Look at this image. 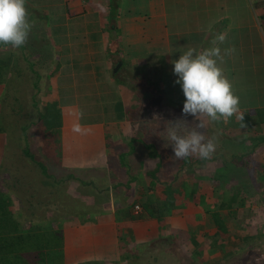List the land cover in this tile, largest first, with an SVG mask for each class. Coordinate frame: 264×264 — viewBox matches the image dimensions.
Instances as JSON below:
<instances>
[{
	"label": "crops",
	"instance_id": "1",
	"mask_svg": "<svg viewBox=\"0 0 264 264\" xmlns=\"http://www.w3.org/2000/svg\"><path fill=\"white\" fill-rule=\"evenodd\" d=\"M26 6L49 42L32 62L40 78L50 83L46 104H55L61 113L62 166L75 178H80L75 171L101 170L77 187L81 198L73 202L72 212L84 205L87 221L66 220L65 264H122L123 259L125 264L129 256L124 250L170 238L175 231L190 232L193 227L198 231L206 217L194 211L195 204L173 209L158 220L137 204L139 196L144 201L148 195L144 187H136L138 180L130 189L122 187L128 169L147 165L153 170L159 163L165 168L166 161L152 158V151L141 147L145 129L133 127L146 117L142 107L151 113L159 110L163 117L183 115L185 96L175 83L172 61L188 47L202 51L223 33L225 41L218 44L222 68L232 57L244 69L251 59L254 63V55L256 68L264 69V0H26ZM223 70L229 80L235 74L228 64ZM245 87V92L250 91ZM254 90L262 95L264 82ZM97 106L108 109L93 116ZM250 107L239 106L233 117L250 116L254 112ZM242 118L252 123V117ZM155 128L151 123L149 133ZM235 130H240L238 123ZM252 141L247 138L245 144ZM111 170L116 182L111 181ZM105 178L114 188L102 187ZM136 204L141 207L138 213ZM192 233V243L201 241V245L205 236L215 234L212 229Z\"/></svg>",
	"mask_w": 264,
	"mask_h": 264
},
{
	"label": "rangeland",
	"instance_id": "2",
	"mask_svg": "<svg viewBox=\"0 0 264 264\" xmlns=\"http://www.w3.org/2000/svg\"><path fill=\"white\" fill-rule=\"evenodd\" d=\"M29 16L34 24L24 45L25 49H15L10 45L0 46V69L5 67L3 82L0 83V128L3 129L0 132V190L7 189L11 194L14 199L11 209L26 227L30 225V215L34 223L43 222V217L47 216V219L57 220V226L63 230L66 220L76 213L71 212V207L75 206L73 202L81 198L80 193H76L77 187L81 182H88L99 176L100 174L95 172L100 173L101 170L75 171L83 179L75 178L72 170L62 166L61 144L57 137L51 134L49 136L42 125L40 115L45 112L52 91L48 89L50 83L42 78L35 86L38 78L29 69V62L37 60V56L46 51L49 42L45 31L36 25L38 20H34L35 17L30 13ZM226 23L221 24L226 26ZM253 57L254 63H251V59L244 69L240 68L237 59L232 57L223 68L228 64L229 68L234 69L235 74L230 81H233L234 91L240 97V106L251 105L250 110L254 112L244 118L232 116L216 122L207 120L205 135L207 138L216 137L217 148L211 157L202 162L198 156L188 157V164L186 158H175L164 131V128L170 127L169 122L177 118L186 120L189 125L193 124V116L183 114L180 117H163L159 110L153 112L155 116L151 110L142 107V113L145 112L146 117H140L139 122H143H137L133 129H139L141 125V128L145 129L141 147L147 150L144 144H153L159 158L166 162H163L165 168H161L157 173L158 184L153 183L148 175L151 168L146 167L147 165L138 169L133 167L132 171L128 169L129 173L138 174L139 186L136 187H144L148 194L144 199L150 203L152 200L153 206L168 199V188L172 193L176 192L178 187L182 188L184 193L176 197L175 204L180 208L195 204L197 209L194 211L202 212L201 215L206 217L198 231L207 232L212 229L215 234L205 236L206 240L202 245L201 241L193 244L190 240L194 234L192 232H198L195 227L190 228L187 240L183 236L174 239L161 237L151 245L134 247L129 252L124 250V254L129 256L125 264H264V141H259L260 137H264V93L258 95L261 94L260 91L258 93L254 90V87L264 82V69L260 66L256 68L258 58L254 55ZM141 67L145 70L146 65ZM142 73L143 71L140 74ZM139 84L144 87L143 83ZM245 85L249 86L250 91L245 92ZM243 100L246 102L244 105ZM35 101L37 107L34 106ZM93 108V116H99L105 108L108 109L105 106ZM86 109L85 107L82 110L86 112ZM250 117L252 123L241 120ZM236 122L240 130H235ZM151 123L156 127L154 133H149ZM57 132L56 130L54 135ZM155 133H163L164 136H149ZM149 137H154L156 141ZM246 137L253 138L252 143L245 144ZM27 147L36 159L46 165L54 179L44 177L40 167L24 155L23 151ZM1 165H7L9 171H3ZM111 174L116 179L111 181L116 182L117 175L113 170ZM127 178L128 180L124 177L126 183L122 184V187L126 188L132 176L129 174ZM111 184L110 179L105 178L102 187L114 188L115 184ZM169 184H172V187H169ZM192 194L195 198L190 201ZM142 202L139 196L137 203L141 205ZM200 203L201 206H198ZM221 203L230 205L220 210L227 233L217 236V227L213 224L210 212L205 209L218 210ZM198 252L202 254L198 255ZM123 261L124 259L119 263L124 264Z\"/></svg>",
	"mask_w": 264,
	"mask_h": 264
},
{
	"label": "clouds",
	"instance_id": "3",
	"mask_svg": "<svg viewBox=\"0 0 264 264\" xmlns=\"http://www.w3.org/2000/svg\"><path fill=\"white\" fill-rule=\"evenodd\" d=\"M33 24L26 0H0V45L23 47ZM224 41L225 35L220 33L212 40L213 46L202 51L188 47L172 61L177 77L175 83L185 96L182 113L195 118L191 125L180 118L169 122L170 127L165 132L175 158L211 157L217 143L215 136L206 137V121L227 120L239 112L240 97L220 66L223 55L218 44Z\"/></svg>",
	"mask_w": 264,
	"mask_h": 264
},
{
	"label": "trees",
	"instance_id": "4",
	"mask_svg": "<svg viewBox=\"0 0 264 264\" xmlns=\"http://www.w3.org/2000/svg\"><path fill=\"white\" fill-rule=\"evenodd\" d=\"M22 48L25 49V46H23ZM25 59L28 60L26 56ZM3 68L0 69V83L3 82V77H4L3 70H5V67ZM33 68H34L33 62H29V69L37 75L38 80L36 81L35 84V86H37L40 76ZM36 101L34 102L35 107H37ZM40 117L42 120V125L45 127V130L49 133L48 135L50 136L51 134L53 136H56L57 140L60 142L59 136H60V125H61V120H60L61 113L57 109L56 105L53 103L47 104L45 108V112L42 113ZM25 129L26 128H24V130ZM56 130L58 132L56 135H54ZM2 131L3 129L0 130V132ZM259 141H264V137H260ZM133 142H134L133 144L136 146L135 144L136 140ZM242 142H244V140H242ZM144 146L148 150L150 149L154 150L152 153H150L152 158H156L159 156L158 151L154 149L153 144L145 143ZM23 152L24 155L31 160V162L37 164L40 167L42 171V175L44 177L49 179L50 178L54 179L52 175H50V173L48 172V168L46 167V165L42 161L36 159V156L28 149V147ZM204 160L206 159H201V162ZM185 161L188 164L189 158H186ZM161 168H162V164L159 163L157 168L149 171L148 175L154 181L153 183L158 184L156 178H157V173ZM1 169L3 171H9L7 165H1ZM127 175H129V171H127ZM130 175L133 178L131 180L129 179L128 183L126 184L127 189L131 188L132 182H137L138 180V174L136 175L130 172ZM3 180L5 182L7 181L6 178H3ZM84 184L87 183L85 182ZM170 185L172 184H169L168 186L172 187ZM6 186L8 188V185ZM176 192L172 193L168 188V194H169L168 199L164 202H161L157 206L152 205L153 204L152 200L151 203L150 201L144 200L141 204L144 205L145 210L147 211L149 216L161 220L163 217L170 214L173 209L179 208V205L175 204L177 199L176 197L178 195L181 196L184 193V190L178 187L176 189ZM194 198H195L194 194H192V196L190 197V201L193 200ZM196 201L198 202L197 199ZM13 202L14 199L12 198L11 194L8 193V190L1 189L0 190V264H65L64 263V259H65L64 233L63 230L57 226L58 225L56 224L57 220H53L50 218L47 219V216L43 217V213H41V216L44 218L43 222L37 221L34 223V219L32 215H30L29 216L30 225L26 227L22 221H19L15 217L14 212L11 209V207L13 206ZM229 203H225V204L221 203L219 209L218 210L216 209L215 211H211L210 208L205 209L204 207L206 211L210 212L213 224L217 227V232H216L217 236H222L223 233L225 234L227 233L220 210H222L225 207H229L230 206L228 205ZM80 206H81L80 211L79 208H77L78 211L77 213H75V217L70 216L67 220L81 218L84 221H87L86 216L88 210H85L84 205H80ZM198 206H201V203ZM71 208L73 209V207ZM72 209L71 212L73 211ZM78 215L79 217H76ZM182 236L184 237L185 240H187L189 239L190 235L189 232L175 231V233H173V235H171L170 238L174 239V237L180 238ZM200 254L202 253L198 252V255Z\"/></svg>",
	"mask_w": 264,
	"mask_h": 264
},
{
	"label": "built area",
	"instance_id": "5",
	"mask_svg": "<svg viewBox=\"0 0 264 264\" xmlns=\"http://www.w3.org/2000/svg\"><path fill=\"white\" fill-rule=\"evenodd\" d=\"M140 210H141L140 206L137 205V206L135 207V211L138 213Z\"/></svg>",
	"mask_w": 264,
	"mask_h": 264
}]
</instances>
